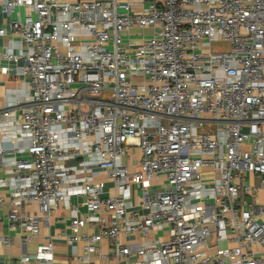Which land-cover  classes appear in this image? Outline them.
Instances as JSON below:
<instances>
[{
    "label": "built area",
    "instance_id": "built-area-1",
    "mask_svg": "<svg viewBox=\"0 0 264 264\" xmlns=\"http://www.w3.org/2000/svg\"><path fill=\"white\" fill-rule=\"evenodd\" d=\"M0 5L10 17L0 35L18 39L3 58L17 65L25 95L21 117L8 108L1 123L11 131L0 139V169L11 173L0 186L17 207L12 226L36 235L75 194L88 214L73 211L71 241L105 209L113 219H98L85 251L106 238L115 264H263L254 246H264V0ZM146 28L142 42L132 38ZM216 41L230 49L213 50ZM207 124L216 132H199ZM133 148L137 171L123 163ZM100 171L111 194L94 180ZM160 177L165 186L152 189ZM26 202L41 214H26ZM138 232L144 243L121 242Z\"/></svg>",
    "mask_w": 264,
    "mask_h": 264
},
{
    "label": "crops",
    "instance_id": "crops-1",
    "mask_svg": "<svg viewBox=\"0 0 264 264\" xmlns=\"http://www.w3.org/2000/svg\"><path fill=\"white\" fill-rule=\"evenodd\" d=\"M23 11L22 8H18ZM8 17L2 10L0 5V28L7 26ZM143 31V30H142ZM141 30H135L136 33H141ZM145 38L140 36L137 42H142ZM14 41H18L10 32L7 35H0V139L8 137L11 131H7L1 127L2 114L10 110V118H19L22 115L24 106V97L22 91L24 88V79L17 71V65L3 58V53L6 48L14 47ZM16 48V47H15ZM15 48H13L15 50ZM20 144H23L20 141ZM133 154V155H130ZM21 156V154H18ZM128 157L125 159V156ZM123 157V163L131 170L139 169V161L141 158V150L133 148L131 153ZM26 156V155H24ZM9 170L0 169V177H10ZM98 178V180H97ZM252 180H256L254 176H250ZM96 182H103L105 185V195L111 194L113 189V181L105 171H100L95 177ZM153 181H156L155 183ZM149 182L152 189H161L165 186V179L155 178ZM136 187V186H135ZM137 191V190H136ZM0 264H38V260L48 258L51 260L48 264H86L78 259L82 255H87L91 264H115L116 261L110 257L113 247L108 239H103L97 244V251L87 253L85 251L86 241L85 235L97 234L99 231L98 219L101 217L108 223L112 221L113 216L105 209L96 217H93L90 224L85 225L78 232L81 238L78 242L71 241L72 237L77 233L72 229V213L77 211L80 217H85L88 214L85 206V196L71 195L68 204H62L54 210L50 215L49 223L41 225L39 232L36 235H31L20 225L12 226L8 220V215L11 210L16 209L10 203L11 192L8 188L0 186ZM258 199L264 201V189H260ZM135 207L141 211L138 205L137 197L134 199ZM26 214L39 215L41 214L39 205L34 202L24 203ZM18 214L21 211L18 210ZM158 233H153L152 237H157ZM7 238L9 241H5ZM151 238V236L149 237ZM122 243L129 245H138L144 243L147 238L142 233L138 232L133 235L122 234L120 237ZM53 243V250L49 253L45 252V248ZM264 250V246H254V250ZM26 256L32 257L31 260L24 262L22 259ZM36 258H35V257ZM34 257V258H33ZM264 264V262H263Z\"/></svg>",
    "mask_w": 264,
    "mask_h": 264
},
{
    "label": "rangeland",
    "instance_id": "rangeland-1",
    "mask_svg": "<svg viewBox=\"0 0 264 264\" xmlns=\"http://www.w3.org/2000/svg\"><path fill=\"white\" fill-rule=\"evenodd\" d=\"M135 30H137V29H134L133 31H135ZM138 30L142 31V29H138ZM132 33H136V32H132ZM151 33H152V28H146L141 33L133 34L134 36H132V38H135L138 35L139 36H141V35L148 36ZM212 48L215 51H227L230 49L229 45H227L224 42H220V41L214 42L212 45ZM199 132H201V133H215L216 132V126L214 124H207L203 129H200ZM130 155H133V154H130ZM127 157H128V155L125 156V159ZM97 180H98V178H97ZM153 182L155 183L156 181H153ZM151 237H152V235H151Z\"/></svg>",
    "mask_w": 264,
    "mask_h": 264
}]
</instances>
